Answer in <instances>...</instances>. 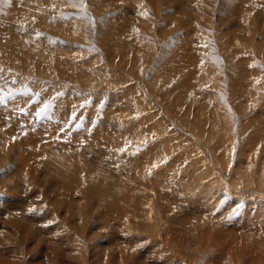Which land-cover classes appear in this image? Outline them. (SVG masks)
I'll use <instances>...</instances> for the list:
<instances>
[{"label": "rangeland", "instance_id": "obj_1", "mask_svg": "<svg viewBox=\"0 0 264 264\" xmlns=\"http://www.w3.org/2000/svg\"><path fill=\"white\" fill-rule=\"evenodd\" d=\"M86 3L84 15L70 0H0V87L14 93L0 104V264L82 263L124 248L118 264H132L137 248L148 257L195 254V240L209 239L195 211L201 199L218 224L256 208L264 219V7L256 6L264 0ZM235 49L244 61L237 81ZM59 159L84 185L72 207L42 177ZM239 176L240 186L229 184ZM115 183L136 203L110 198ZM137 203L149 219L130 209Z\"/></svg>", "mask_w": 264, "mask_h": 264}, {"label": "bare ground", "instance_id": "obj_2", "mask_svg": "<svg viewBox=\"0 0 264 264\" xmlns=\"http://www.w3.org/2000/svg\"><path fill=\"white\" fill-rule=\"evenodd\" d=\"M184 1V0H183ZM128 2V1H127ZM187 2V1H185ZM192 0H188V3H189V6H192ZM184 4V3H183ZM225 5V4H224ZM227 5V4H226ZM231 5V4H229ZM185 6V5H183ZM182 6V7H183ZM187 6V5H186ZM255 6V5H254ZM257 7L259 6H263L264 7V4H259L257 3L256 4ZM188 7V6H187ZM229 8V7H227ZM238 8V7H236ZM193 9V8H192ZM239 10V9H238ZM242 10V9H241ZM236 11V10H235ZM254 11H256V9H254ZM259 11V10H257ZM221 12V11H220ZM223 12V11H222ZM237 13V16L234 18V19H241V13L240 11H236ZM259 14V12H257ZM191 13H189L190 15ZM244 14V13H243ZM256 14V13H255ZM247 16V14L244 15V17ZM190 18V17H188ZM193 18V16H192ZM233 18V17H231ZM263 18V17H262ZM261 18V19H262ZM233 20V19H232ZM264 20V19H263ZM244 21V20H243ZM188 22V21H187ZM234 22V21H233ZM232 22V23H233ZM240 24V21H238V25ZM188 25V24H187ZM235 25V24H234ZM190 26V25H189ZM195 27V25H194ZM240 27H242L240 25ZM188 28V27H187ZM191 30V28H190ZM196 31V30H195ZM188 33V32H187ZM226 34V33H225ZM224 35V34H223ZM9 37V36H8ZM131 39V38H130ZM223 40H227L225 38H223ZM222 40V41H223ZM8 41V40H7ZM12 41V40H11ZM232 41L233 42H236L234 41V37H233V40H231V44H232ZM9 42V41H8ZM226 42V41H225ZM226 45V44H225ZM238 45V43H237ZM114 46V45H113ZM232 45H229V47H231ZM234 46H236V43L234 44ZM238 48V46H236ZM110 48V47H109ZM108 48V51H110ZM232 48V47H231ZM235 48V47H234ZM236 52L233 53V55H231L232 57L231 58H228L229 60L230 59H234L233 61H231V63H235V62H238L236 63V67H234V70H239V74L236 76V81L237 79L239 78L240 75H243V72H242V69L244 68L243 67V64H244V61H243V58L241 57V53L238 49H235ZM238 50V51H237ZM35 51V50H34ZM32 53V52H31ZM112 53V52H111ZM33 54V53H32ZM122 55V53L120 54ZM237 55H240L239 57L240 58H235V56ZM115 56V55H114ZM33 58H35L34 60L36 61L38 59V56L37 55H33L32 56ZM230 57V56H229ZM60 59V58H59ZM32 60V58H31ZM18 61V60H17ZM44 61V60H43ZM61 63V62H60ZM64 63L66 64L65 60H64ZM37 64H41V63H37ZM235 65V64H234ZM70 67V66H69ZM158 78V77H157ZM234 81L233 82V85H231V88L230 90H232L233 94H236L238 93L239 90H242L241 86L242 82H240L239 86L237 85V82ZM139 82V81H138ZM154 82V81H153ZM229 85V84H228ZM256 86V85H255ZM176 93V92H175ZM241 95V94H240ZM149 96V94H148ZM172 98V97H171ZM149 99L152 100V103H153V99L149 96ZM181 101V100H180ZM176 108V107H174ZM166 110V109H164ZM164 110L162 111V113H165ZM162 115V114H161ZM183 132V131H182ZM190 133V132H189ZM187 133L189 136H191V134ZM186 134V135H187ZM264 134V133H263ZM262 136V135H261ZM192 138H194V141H196V138L193 137V135L191 136ZM199 141V140H198ZM197 141V142H198ZM196 142V143H197ZM154 145V144H153ZM1 147V146H0ZM202 148V147H201ZM203 149V148H202ZM151 152V150H150ZM153 152V151H152ZM203 152H206L204 149H203ZM156 153V152H155ZM79 154V153H78ZM211 155V154H210ZM137 160V159H136ZM231 160V159H230ZM148 161V160H147ZM49 162V163H48ZM47 162V166L45 165V169H44V174L45 176L42 175V177H44L48 183L50 182V184H52L53 186H56V190L54 191H57L61 193H63V195L61 196V202L66 206H70L72 207V205L74 204L73 199H74V194L75 193H78V192H81V193H85V190L81 187L82 184L80 183H73L74 179H75V175H73V173H75L73 171V169L75 168L73 166V168H71L70 170L66 169L64 170L63 167L61 165H59L60 163V159L57 161V165L52 162L50 163L51 161H48ZM145 159H143L141 161V163L139 164L140 166L139 167H143L142 165L145 163ZM147 163V162H146ZM136 166L138 165V163L135 164ZM237 166V165H236ZM138 168V167H137ZM76 170V169H75ZM239 170V169H238ZM237 171V169H236ZM234 173V172H233ZM239 174V173H238ZM233 176V175H232ZM227 177V176H226ZM230 177H231V174H230ZM237 177V176H236ZM43 178V180H44ZM90 178V177H89ZM92 178H94L95 181H100V178L99 176H97V178H95V176H93ZM36 180H38L37 178H35ZM41 179V178H40ZM64 179H67V182L65 183V180ZM85 179H88V178H85ZM232 179V178H231ZM236 179V178H235ZM32 180V179H31ZM104 180V179H103ZM233 180V179H232ZM230 180L229 184H235V186H240L241 183H243V180L245 181V177L243 178L242 176H239L238 180H239V183L237 182H234ZM38 181H41V180H38ZM37 181V182H38ZM46 181V182H47ZM85 181V180H84ZM83 181V182H84ZM93 181V179H92ZM33 182V181H32ZM31 182V183H32ZM44 182V181H42ZM75 182V181H74ZM89 182V181H88ZM87 182V183H88ZM250 182V181H249ZM28 183V182H27ZM102 183V182H101ZM105 183V182H104ZM110 183V182H109ZM112 183V182H111ZM258 183V182H257ZM42 183L39 184V186L41 185ZM85 184V183H84ZM93 186H92V191H99L98 190V183H92ZM108 184V182H107ZM106 184V185H107ZM116 185H113V188H114V195L111 194L112 196H110V198H120L118 201L119 202H129L131 204V202H134L133 200H130L128 201L127 200V197H126V192L128 190V187H127V184L126 185H121V184H117L115 183ZM44 185V183L42 184ZM47 185V184H46ZM49 185V184H48ZM52 185H49V186H52ZM105 185V184H104ZM105 185V186H106ZM52 186V188H53ZM84 187V185H82ZM86 186V185H85ZM234 187V185H232ZM247 186V185H246ZM47 187V186H46ZM104 187V186H102ZM112 187V185H111ZM44 188V186L42 187ZM48 188V187H47ZM58 188V190H57ZM101 188V187H100ZM107 188V187H106ZM105 188V189H106ZM149 188V187H148ZM153 188V187H152ZM46 189V188H45ZM48 189H51V188H48ZM55 189V188H54ZM246 190H250L249 187H246L244 188ZM107 190V189H106ZM40 191V190H39ZM47 191V190H46ZM52 191V190H51ZM112 191V190H111ZM111 191H109V194L111 193ZM136 191V190H134ZM149 191V190H148ZM257 191V190H256ZM53 192V191H52ZM51 192V193H52ZM90 192V191H88ZM103 192V191H102ZM142 192V190H141ZM261 192H263V190H261ZM260 192V193H261ZM113 193V192H112ZM144 193V192H142ZM264 193V192H263ZM139 194V193H138ZM117 195V196H115ZM147 195V194H146ZM143 194V196H146ZM97 196V195H96ZM107 197H109L108 195H106ZM130 196V195H129ZM136 196V195H135ZM138 196H136L137 198ZM256 197V196H255ZM117 198V199H118ZM130 198V197H129ZM142 198V197H140ZM252 200L255 201L257 198H254L253 196H251ZM131 199V198H130ZM146 199V198H144ZM59 201V200H58ZM146 202V201H145ZM250 202V201H249ZM256 203H258L256 206H259L260 203H262V201H255ZM136 203V202H134ZM203 203V204H202ZM210 202L207 200V199H201L200 201H198L197 205L198 206V209H196L195 211L197 213H199L201 216H203L205 219H204V223L203 225H208V230H207V233L209 234V239H208V244L206 243L205 246L203 245H200L201 241H198L195 240V247H196V253L195 254H187V255H182V256H177V255H172V256H160V257H148V256H145L144 253L143 255H139L138 253H140L141 251V254H142V251L146 250V248H137L135 249L134 251L131 250V260H132V264H148L150 260H152V262L154 264H264V259H260L262 258V256H264V219H261L258 217V215L260 214H256V211L260 212L261 209H254L249 215H245L247 217H245L244 215H240L238 217H231V223H223L224 221H226L229 216L227 215H224L223 216V219H222V222L218 224V220L217 218H213L214 215L210 216L209 218L206 217V216H209L211 215V211L207 210V209H204L206 208V206L209 204ZM238 203V202H237ZM264 203V202H263ZM77 204V203H76ZM75 204V205H76ZM119 205V204H118ZM147 205V204H145ZM195 205H193L195 207ZM251 205V204H249ZM17 206V205H16ZM109 206V205H108ZM131 206V205H129ZM204 206V207H203ZM255 206V207H256ZM77 207V206H76ZM113 206H111L112 208ZM118 207V206H115V208ZM122 207V206H121ZM120 207V208H121ZM127 207V206H126ZM239 207V206H238ZM123 208V207H122ZM128 208V207H127ZM130 208V207H129ZM135 211V212H140L141 214H138V215H142L143 217H146L148 218L149 215V211L144 208V206L142 205V203H137V206L134 205V206H131L130 209H132ZM249 208V207H248ZM66 209V208H65ZM163 209V208H162ZM253 209V208H252ZM251 209V210H252ZM203 210L207 211V213L205 214L203 212ZM151 211V210H150ZM124 212V211H123ZM243 213H246V212H243ZM227 214V213H226ZM248 214V213H246ZM17 215V214H16ZM97 215V214H96ZM123 215V214H122ZM223 215V214H222ZM255 215V216H254ZM13 216V215H12ZM125 216V215H124ZM134 216V215H133ZM136 216V215H135ZM191 216V215H189ZM95 217V216H94ZM115 217V216H114ZM118 217V216H117ZM177 217V216H176ZM96 218V217H95ZM94 218V219H95ZM178 218V217H177ZM175 218V220L177 219ZM208 218V219H207ZM10 219V218H9ZM13 219V218H11ZM15 221L12 220L14 223L17 221V219L21 222V223H25L24 220L22 222V218L20 219L18 216L14 217ZM51 219V218H50ZM149 219V218H148ZM103 220V219H102ZM136 220V219H135ZM142 220V219H141ZM144 220V218H143ZM147 220V219H146ZM173 220V221H175ZM92 221L94 222V220L92 219ZM90 220V222H92ZM101 221V220H100ZM19 222V223H20ZM102 222V221H101ZM181 219L177 222V224H181ZM186 221L183 219V222L182 223H185ZM18 223V222H16ZM175 223V222H174ZM27 224V223H26ZM142 224V223H141ZM215 224H218L217 226H215ZM121 226V225H120ZM42 227V226H41ZM40 227V228H41ZM152 227V226H151ZM154 227V226H153ZM156 227V225H155ZM180 227V226H179ZM17 228V227H16ZM29 228V227H28ZM141 228V227H140ZM138 229V228H137ZM144 229V228H143ZM147 229V228H146ZM240 229L241 231L245 230L244 233H236L235 231ZM12 230V229H11ZM10 230V231H11ZM18 230V229H17ZM20 230V229H19ZM38 230V229H37ZM36 230V231H37ZM111 230V229H110ZM156 230V229H155ZM154 230V231H155ZM117 231V230H116ZM248 231V232H247ZM167 232V231H165ZM180 232V231H179ZM206 234V232H205ZM55 235V234H54ZM123 235V234H122ZM34 236V235H33ZM126 235H124V238H125ZM77 237V236H76ZM25 238V237H24ZM35 238V237H34ZM33 238V239H34ZM51 238V237H50ZM118 238V237H117ZM127 238V237H126ZM201 238V237H200ZM256 238V239H254ZM68 239V236L67 235H64L62 234L61 237L59 239H57L59 241V243L61 245L64 246L65 243H63L64 241H66ZM129 241L130 239L127 238ZM124 240L125 242L129 243L128 240ZM132 239V237H131ZM202 239V238H201ZM38 240V239H37ZM35 241V240H34ZM53 241V240H52ZM119 241V240H118ZM1 242V241H0ZM26 242V241H25ZM111 242V241H110ZM57 243V242H56ZM76 243V242H75ZM122 243V241H121ZM134 243H135V240H134ZM185 243V242H184ZM188 243H189V240H188ZM186 244V243H185ZM23 245V244H22ZM57 245V244H56ZM109 245V244H108ZM137 245V244H136ZM135 245V246H136ZM20 246V245H19ZM138 246V245H137ZM234 246V247H233ZM235 246H240L241 249L243 250H247L248 254L245 253V255H240L238 251H236ZM50 248H52L51 246H49ZM65 247L67 248V245H65ZM111 247V246H109ZM114 247V246H112ZM194 247V248H195ZM6 248V246H5ZM50 248H48V250H50ZM77 248V247H76ZM80 248V247H79ZM14 249H16L14 247ZM19 249V247L17 248ZM62 248H60L61 250ZM98 249V247H97ZM125 250H128L129 248H124ZM2 250V249H1ZM5 250V249H3ZM55 251H57L55 248H54ZM125 250H120L119 251V257H115V255H109L108 254V257H103L102 259L101 258V255H100V258H97V253H99L100 251L97 250L96 254L94 255L96 257V261L100 263V261H103L104 264H118L117 262L123 260V258H126V251ZM18 251V250H16ZM65 251V250H64ZM110 251V250H108ZM59 252V250H58ZM110 252H113L112 250ZM56 253V252H55ZM154 253V252H153ZM66 254V253H65ZM92 255V254H90ZM260 255V256H259ZM74 256V255H73ZM72 256V257H73ZM84 256V255H83ZM149 256H153V255H149ZM85 257V256H84ZM93 257V256H92ZM92 257H86L84 259H82V263H77L78 259L76 261H72V260H65V261H60L59 264H94V259H92ZM6 258V257H5ZM2 260V258H1ZM0 260V261H1ZM12 261V260H10ZM9 262V261H8ZM51 262V261H49ZM11 263V262H10ZM2 264V263H1ZM120 264H123V263H120ZM124 264H128L124 262Z\"/></svg>", "mask_w": 264, "mask_h": 264}, {"label": "snow or ice", "instance_id": "obj_3", "mask_svg": "<svg viewBox=\"0 0 264 264\" xmlns=\"http://www.w3.org/2000/svg\"><path fill=\"white\" fill-rule=\"evenodd\" d=\"M70 3H72V6L73 7H76V8H81L84 11V15H86V9H87V3H86V0H70ZM93 23H95V21H93ZM3 69H0V73H3ZM6 79V77H4L3 75H0V80H4ZM14 95L13 92L11 91H8L5 93L4 89L2 87H0V104H4L7 102L8 99H10L12 96ZM87 103V101H86ZM50 105H47L45 104L43 107H40L38 108L37 112L35 113V117L36 118H40L42 117L45 112H46V109L49 107ZM84 105H81V107H83ZM21 111H24V109H20ZM77 117H75V114H73V117L72 119L75 120ZM61 131H63V129H61ZM127 147V146H126ZM126 147L123 148V149H120V151H125L126 150ZM31 210V209H30ZM238 211H239V208H235L233 209V214H238Z\"/></svg>", "mask_w": 264, "mask_h": 264}]
</instances>
